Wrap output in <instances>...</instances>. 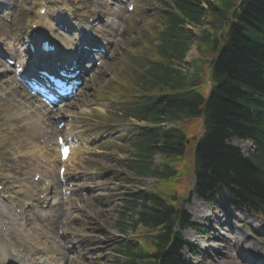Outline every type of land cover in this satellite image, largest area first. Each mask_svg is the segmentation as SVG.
Returning <instances> with one entry per match:
<instances>
[{
	"label": "trees",
	"instance_id": "1",
	"mask_svg": "<svg viewBox=\"0 0 264 264\" xmlns=\"http://www.w3.org/2000/svg\"><path fill=\"white\" fill-rule=\"evenodd\" d=\"M202 23L205 28L195 37L198 57L190 61L192 72L184 71L181 64L194 39L186 26ZM154 39L159 41L156 45ZM136 45L133 53L139 59L131 60L116 85L131 114L153 122L199 117L203 131L194 137L195 193L215 204L213 196L224 185L230 204L264 218V0H171L153 36ZM207 55H212L211 89L205 96L196 86ZM133 130L140 158L132 168L139 174L171 180L186 168L184 153L191 145L183 129ZM232 137L251 140L255 151L244 156L228 142ZM156 152L163 160L154 169ZM178 196L148 192L124 202L121 230L126 228L125 211L133 204L132 210L139 207L136 222L162 232L119 243L123 264H196L180 252L184 241L174 228L178 223L189 225V218Z\"/></svg>",
	"mask_w": 264,
	"mask_h": 264
},
{
	"label": "rangeland",
	"instance_id": "2",
	"mask_svg": "<svg viewBox=\"0 0 264 264\" xmlns=\"http://www.w3.org/2000/svg\"><path fill=\"white\" fill-rule=\"evenodd\" d=\"M45 1L48 9L45 23L49 27H57L58 23H62L73 28L74 19H76L81 25L90 23L95 31L109 28V34L97 33L92 38L108 41L107 56L93 72L87 73L83 88L66 108V111L76 115L75 125H84V135L93 139L92 149L85 152V148H82L80 154L70 159L71 169L85 174L98 171L102 172V176L98 180V189L92 195L76 197L69 207L66 206L69 208L68 211H65L66 208L63 207L62 212H53L55 206L50 204L47 209L42 208L44 216L38 215V210L27 207V211L20 208L23 212L26 211L21 216L26 217L24 225L32 231L30 236L39 238L38 241L36 240L37 244L44 247L47 253L59 256L71 254L68 245L59 238L57 230L62 228L69 230L67 239L74 240L84 251L80 255L76 253L74 260H69L68 264H112L113 257L116 255L113 249L120 239L115 217L120 205L119 190H117L120 186L117 181L121 178L117 177L116 172L124 170L116 165L117 148L108 144L120 143L119 140L129 131L130 126L126 121H120L118 125L106 124L105 118L100 116V113L103 114V111L108 112L118 106L111 99L109 88L113 87L112 82L115 81L112 76H118L129 60L128 45L132 46L138 41L149 39V31H153L155 25H158L159 15L164 10L170 9L171 0H127L136 4L135 11H129L128 6H120L115 0ZM210 1L215 3V0ZM0 4L11 7L13 19L12 23H6L0 19V186L4 187L2 191H6L7 184L11 190L13 182H30L35 173L46 175L57 182L60 157L54 151V148H59L57 145L59 134L52 116H56L57 113L51 112V118H42L40 112L45 111L44 107L39 106L35 111L33 103H39L35 102L26 90L24 92L21 78L16 77L14 68L6 65L5 62V58H15L19 51L27 52L26 36L30 35L32 30L43 31L42 26H37L42 0H0ZM203 6L206 7L207 4L204 3ZM141 11L142 16L135 15V12ZM122 25L124 29L120 31ZM114 26L117 27L114 28ZM188 27L192 28L195 35H198L205 28V24ZM58 31L55 32V37L60 42L74 37V31L70 33L59 29ZM196 46V40H193L183 62L184 69H190L189 61L197 57ZM136 59L139 58L134 57V60ZM207 70L208 67L205 66L202 75H205ZM207 92L206 89L205 94ZM20 100L26 103H21ZM29 104L33 105V110L30 109L32 106ZM181 127L191 136H198L201 120L199 117L191 118L182 123ZM71 130H66V133ZM106 139V142H100ZM230 142H237L235 145L240 146L245 154H250L253 150L250 141H237L232 138ZM58 184L53 188H57L56 191H59L60 180ZM152 184H154L152 179H146L135 186H142L146 190ZM182 184L185 185L183 188L185 190L187 181L183 180ZM98 193L101 194L100 197ZM196 198L193 195L190 201L185 202V207L192 214L193 220L204 224L208 232L203 234L192 230V236L189 235L191 230L184 232L193 244L192 249H184L187 257L195 262L207 264H237L236 262L264 264V221L262 219L243 210L232 209L225 202H221L222 208H211ZM54 201L56 206L57 203L60 206L61 195L56 193ZM0 202V219L3 216L14 219L17 212L10 207L13 203L8 204L9 202L2 198ZM18 204L22 205V203ZM49 209H52V212L49 213ZM3 210L6 211L5 215ZM206 212L209 214L207 217ZM232 230H235L234 233ZM242 235L244 236L242 239H246L245 245L253 244L248 247L251 255H254L259 248L261 258L258 262H250L247 249H242L243 252L238 250L236 237L241 238ZM70 236H74L75 239ZM27 247L30 249L29 245ZM90 250L92 251L91 259L89 258ZM34 257L40 258L36 255Z\"/></svg>",
	"mask_w": 264,
	"mask_h": 264
},
{
	"label": "bare ground",
	"instance_id": "3",
	"mask_svg": "<svg viewBox=\"0 0 264 264\" xmlns=\"http://www.w3.org/2000/svg\"><path fill=\"white\" fill-rule=\"evenodd\" d=\"M81 32H84L83 36H84V39H85V40H82V42L86 41L87 40L86 38H88L89 34L91 33L90 25H84V27L78 26L77 27V34L81 33ZM79 40H81V38H79ZM82 42L80 41L79 44H81ZM74 43H76L75 40H73V41L72 40H69V41L66 40L64 43H62V42L58 43V44H60L59 46L61 47V49L63 51V53H60V55H65L67 57L68 56V48L71 47L72 45H74ZM58 54H59V51L56 52V55H58ZM38 56L39 57H36V61L38 60V58H42V53L39 52ZM4 65H5V63H4ZM35 100L39 101L38 99H35ZM38 108H39L38 104L34 105L35 111L38 110ZM43 109L45 111L42 110L40 112V114L42 115L41 117L44 118V119L45 118H51V115L49 114V111H47L45 108H43ZM236 143L237 142H235L234 144H236ZM54 149H55L54 150L55 153H58L59 157L61 158L62 154L60 153V147L59 148H54ZM43 179H44V181L48 180L50 182L52 189L54 188L55 185H57L55 182H53V180L50 177H46V175H43ZM59 180H60V178L58 177V181ZM43 182L40 181L39 183H37V182L33 181L31 184H29V183H26L24 181V182H20L19 185H17V188L14 187L13 183H18V182H13L12 185H11L12 186L11 190H9L10 188H8L9 185L7 184L5 194H7V193L9 194V198L11 200H13L12 203H17V207L18 208H22L23 210H26L25 205H26L27 202H29L30 204H32V202H33L32 205L34 207H35V205H39L38 204L39 200H36L35 198H33V196H34V193L36 192V187H40L41 188ZM52 189L47 191V194H46L47 199H50V201H51L50 203L55 206L53 212H57V213H59V211L62 212L63 211L62 210L63 205L59 206L58 203H57V206H56V202L52 201L53 200L52 197L54 196V193H55V191L53 192ZM52 192H53V194H51ZM58 192L59 191L57 190L56 193H58ZM0 196H1V194H0ZM38 197H39V195H38ZM18 203H22V205H20ZM60 204H61V201H60ZM48 211L50 213V212H52V209H49ZM25 212L26 211H24V213ZM12 213H13V211H12ZM12 213H11V215H12ZM3 214L4 215L6 214L5 210H3ZM37 214L38 215L42 214V211L38 210ZM57 217H58V219H60L58 214H57ZM2 219H3L2 224L3 223L9 224L8 225V229H7V231L4 234H5V236L10 237L11 241H10V243H7V242H4L3 240H1V238H0V264H47L46 260H45L46 262H43V260H42V258H46L47 259L48 258L47 256L46 257L40 256L39 259H36L34 257V255L38 256V254L35 253V251L33 250L31 245H33L34 242H37L39 238L35 239V238H32L30 236V233L32 234V231L29 230L28 228L26 229V226L24 225L25 221H26V217L25 216L22 217L21 215H19L17 213V216L14 219H10L7 216H5V217L3 216ZM8 220L10 221L9 223H8ZM34 222H35V220H34ZM15 227H18L19 229H21L22 233L26 232V234H27L26 238L22 239L21 237L16 236L15 235L16 233H15V230H14ZM232 231L234 233L235 230H232ZM239 237L240 236L236 237L237 245L239 247L238 250L240 252H243L242 249H247L249 251V255L251 257V260L254 263L258 262L259 257H260L259 248H257V251L254 254V255H257V256L251 255V250L248 247L252 246L253 244L251 243V244L245 245L246 239H242L244 236L242 235L241 238H239ZM21 241H22V243H21ZM27 244L28 245L30 244V246H31L30 249H29V247H27L28 246ZM21 249L27 250L28 253L26 255H24V256H21V254H20L21 253ZM48 260H49L48 261L49 264H53V263L58 264V261L55 262L54 259L51 260L50 258H48ZM236 263L237 264H242L240 262H236Z\"/></svg>",
	"mask_w": 264,
	"mask_h": 264
}]
</instances>
